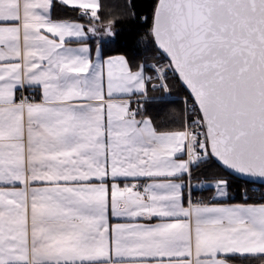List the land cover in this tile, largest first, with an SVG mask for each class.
Here are the masks:
<instances>
[{
  "label": "snow or ice",
  "instance_id": "snow-or-ice-1",
  "mask_svg": "<svg viewBox=\"0 0 264 264\" xmlns=\"http://www.w3.org/2000/svg\"><path fill=\"white\" fill-rule=\"evenodd\" d=\"M0 264H264V0H0Z\"/></svg>",
  "mask_w": 264,
  "mask_h": 264
},
{
  "label": "trees",
  "instance_id": "trees-1",
  "mask_svg": "<svg viewBox=\"0 0 264 264\" xmlns=\"http://www.w3.org/2000/svg\"><path fill=\"white\" fill-rule=\"evenodd\" d=\"M117 2H122V0H117ZM177 91L178 90H173V95L175 96L177 94ZM173 107H179V105H173ZM196 195H199V196H207L208 195V192H197Z\"/></svg>",
  "mask_w": 264,
  "mask_h": 264
}]
</instances>
